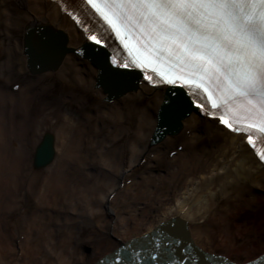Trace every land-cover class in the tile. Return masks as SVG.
I'll return each instance as SVG.
<instances>
[{
    "label": "bare ground",
    "instance_id": "1",
    "mask_svg": "<svg viewBox=\"0 0 264 264\" xmlns=\"http://www.w3.org/2000/svg\"><path fill=\"white\" fill-rule=\"evenodd\" d=\"M79 3L80 0H65L62 6L61 0H0V5L6 7L7 4L6 16L2 20L6 33L13 34L19 26L23 40L21 47L25 50L26 45L29 49L25 50L29 53L27 55L25 51L19 54L14 45L8 47L0 71H15L25 76L28 73L32 77L50 74L40 91L50 88L53 94L56 91L61 93L58 99L50 101L48 114L38 118L33 137L29 136V132L34 118L28 114L18 122L12 118L10 131L0 126V210L16 211L20 193L35 205L30 215L17 216L10 221L9 233L3 228L7 217L0 214V264H71L77 255L72 249L78 243L74 239L79 237L77 232L70 230L71 223L83 224L84 229L95 224L91 235L98 234L99 241L107 249L94 260L86 253L76 259H79V264H102L129 237L139 236L159 221L174 215L187 221L185 238L187 242L193 241L198 250H203L202 253H214L232 261V264H253L254 260H264V236L259 234L264 227V212L262 207L256 211L264 201V166L244 142L234 139L215 121L206 120L194 111L173 125L178 130L175 135H156L158 138L150 145L153 131L158 128L164 87L150 88L145 83H135L131 87L132 84L121 79L119 74L114 75L105 69L99 58L96 59L97 67L74 53L85 42L84 32L64 9L76 8ZM3 49L0 42V54ZM35 54L43 55L35 57ZM56 71L59 72L55 74ZM107 75L111 82L108 84L106 81L105 84L104 81L102 85L110 87L112 92L96 87ZM7 81L10 83L11 77ZM16 84H11L12 92ZM24 89L22 87L18 92L23 93ZM66 89H71L73 93L62 95ZM117 91L121 93L117 95ZM2 95L4 93L0 90V97ZM9 95L12 98L15 96L13 93ZM68 97L71 99L68 100ZM89 99L98 102L89 108L85 106V113L74 109L77 105L83 107ZM62 104L66 105L65 108ZM91 123L95 125L94 130ZM53 128L55 135L50 131ZM112 133L118 134L107 140ZM121 134L123 142L128 136L132 138L133 142L128 144L127 149L119 143ZM45 135L52 137L53 158L50 163L56 157L55 143L59 135L62 138L61 152L64 148H73L72 161L83 167L81 182L90 180V184L84 186L87 192L84 207L77 197V189L82 190V183L72 182L70 174L59 165L62 153L53 164L39 167L42 169L40 173L31 171L35 149ZM178 136L181 137L180 150L169 161L176 163L171 170L165 174L149 173L143 179L134 181L130 187L125 185V176L129 172L153 167L160 151H155L152 160L149 156L151 151L161 144L166 149ZM199 140H206L209 144L198 151L186 153ZM124 156L127 164L123 162ZM144 158L142 165L141 159ZM219 169L224 171L219 172ZM214 171L217 174L210 175ZM140 182L148 187L147 191L146 188H138ZM171 186L174 189L169 193L158 195L161 188ZM129 189L134 191L135 198L145 195L150 203L145 208H136L131 215L120 217L112 205L118 192ZM172 192L173 195L170 194ZM182 197L190 205L187 211L173 207ZM48 205L63 207L73 216L58 220L57 228L50 229L47 221L51 222L53 218L49 216L48 220L38 210ZM247 211L257 212L262 217L253 222L247 218L238 220ZM96 217L100 218V224L95 221ZM105 227L107 232L103 231ZM251 230L256 232L253 237ZM55 233H59L61 238L55 240ZM244 236L246 249L242 245L233 247L236 239ZM68 239L71 240V249L64 245ZM204 244L223 246L224 252L207 249ZM235 250L251 253V256L237 262L230 255Z\"/></svg>",
    "mask_w": 264,
    "mask_h": 264
},
{
    "label": "snow or ice",
    "instance_id": "2",
    "mask_svg": "<svg viewBox=\"0 0 264 264\" xmlns=\"http://www.w3.org/2000/svg\"><path fill=\"white\" fill-rule=\"evenodd\" d=\"M64 10L99 46L111 48L114 33L122 48L107 59L115 70L139 69L151 85L183 91L167 100L172 114L187 100L264 161V0H82ZM189 206L184 197L173 205ZM186 228L167 217L129 237L105 264H199L198 246L179 235ZM214 257L205 253V264Z\"/></svg>",
    "mask_w": 264,
    "mask_h": 264
},
{
    "label": "rangeland",
    "instance_id": "3",
    "mask_svg": "<svg viewBox=\"0 0 264 264\" xmlns=\"http://www.w3.org/2000/svg\"><path fill=\"white\" fill-rule=\"evenodd\" d=\"M2 5V4H1ZM0 5V42L2 43V45L4 46L3 51L0 54V65L3 61V59L7 56V49L8 47L14 45L16 46V51H19V54L22 53V30H20V27L18 26L15 30H13V34L8 35L6 33V25L2 23L3 18H5L6 16V9H7V4L6 7L4 5L1 6ZM21 29H23V26L21 27ZM17 44H18V48H17ZM15 54V53H14ZM17 54V53H16ZM86 62V61H85ZM20 64H18V67H20ZM1 67V66H0ZM2 68V67H1ZM0 68V69H1ZM26 73L27 71L24 70ZM59 71L54 72L55 74L58 73ZM50 74H47L45 77L42 76H29L28 73L25 75H20L17 72L13 71H0V90L3 91L4 96L2 95V97H0V126H3L6 128V130L11 129V123L10 120H12V118L15 121H19L21 118L25 117V114H28L30 116V118H34V121L31 122V126H30V132H29V136L33 137L36 134V122L38 120V118L40 116H44L45 114H48L49 109L50 108V101L53 99H58L57 97H59V95H61V93L59 91H56V97L54 96L55 94L52 93V90L50 88L45 89L44 91H40V89H42V85L44 83H46V81L48 80V76ZM11 77V82L8 83V81L6 82L7 78ZM31 80V81H29ZM29 81V82H28ZM13 83H17L20 85L19 89L15 90V91H11V84ZM57 83V81L55 82V84ZM58 86V85H57ZM23 87H25L23 93H19L18 91ZM45 87V86H44ZM92 89L94 90L93 86ZM15 94V96L12 98L9 94ZM73 93L71 91V89H66V91H64L62 93V95H69ZM62 97V96H61ZM68 100H70L71 98H67ZM98 101H96L95 99H89L85 105L82 107V105H77L76 107H74L75 110H77L80 113H85L83 112L85 109L84 107L87 106L89 108V106L91 104H95ZM66 105L62 104V108H65ZM27 117V116H26ZM25 117V118H26ZM134 118L131 117V119ZM54 120V119H53ZM130 121V120H129ZM128 122V121H127ZM107 123V122H106ZM129 124V122H128ZM93 130L95 129V125L93 123H91ZM108 125V124H107ZM132 125V124H131ZM47 126V130H49V126ZM109 129V128H108ZM110 130V129H109ZM51 132L54 133L55 135V129L53 128L50 129ZM111 133V130H110ZM118 133H112L111 136L110 134L108 135V139H111L114 135H116ZM123 134H121L119 137V143L121 145H123L122 147H124V149L128 147V144L132 143L133 141L131 140L132 138L127 137V142H125L126 140L122 139ZM122 140V141H121ZM61 143H62V138L61 135H59L56 138V145L55 147L57 148L56 151V157L54 159V161L60 156L61 154V159L59 161V165L60 167L65 170V172L69 173L71 176V180L72 182H81V175L80 172L82 170V166H80L79 164H76L74 161H72V159L74 158L73 156V148H64V150L61 152L60 151V147H61ZM208 141L206 140H199L198 142H196V144L191 145L188 148V152L186 153H190L193 150H200L202 148H204L206 145H208ZM181 145V137L178 136V138L171 143L166 149L164 148V146L161 144L160 147L155 148V150L151 151V153H149L150 159L152 160L153 157L155 156L156 152L155 151H160V157L155 161V163H153V167L146 168V167H142V168H137L135 170H133L132 172H129V174H127L125 176V185L127 186H131L134 181H136L137 179H143L147 174L151 173H160V174H165L167 172V170H171V167H174L176 165V163H170V159L172 158V156L174 154H170V153H174L176 151H179V147ZM36 147V146H35ZM126 155V154H125ZM54 161L51 163L53 164ZM74 162V163H73ZM123 162L125 164H127L126 162V157L124 156L123 158ZM145 162V158L142 159V165H144ZM60 168V169H61ZM30 169L33 172L36 173H40L42 171V169H36L33 167L32 163H30ZM44 169V168H43ZM96 171H99V169H96ZM95 171V172H96ZM97 173V172H96ZM90 181V180H88ZM87 180L83 182L82 180V185H81V189L79 190V188L77 189V197H78V201L79 204L81 205V203L86 205L87 204V192L86 190H84V186H87L88 184H90V182H88ZM178 186V184H177ZM146 188L145 191L148 190V187L143 184L142 182H140L138 184V188ZM172 189H174V186H171L169 188H161L158 192V195H164L165 193H169ZM76 192V193H77ZM174 192V190H173ZM170 193L171 195H173L174 193ZM134 191L132 192L130 189L127 190L126 192H118L117 195L115 196L114 202H113V208L114 210L119 213L120 217L123 216H127V215H131L133 214V210H135L136 208L138 209L139 207H147V205H149V201H146L145 195H141L139 198H135L134 196ZM22 194L20 193L19 196H17V199L20 200L17 203V210L14 212H3V210H0V214H4L7 217V222L6 225L3 224V228L6 229V232L9 233V228H11V223L10 221L12 219H15L18 217H24L25 215H30L31 212L33 210H35V205L34 203H30L28 198H23L21 196ZM21 196V197H20ZM23 199V200H22ZM97 200V199H96ZM126 202V203H125ZM131 202V204H130ZM61 203L63 204V202L61 201ZM69 204V203H68ZM66 204V206L68 205ZM100 204V202L98 201V205ZM223 204V203H222ZM146 205V206H145ZM262 207V211L264 212V201L261 203L260 207L256 208L257 210H260V208ZM141 209V208H140ZM40 211H42L44 213L45 216L48 217L49 220V216L53 218V221L50 222L47 221V226L50 229H56V223H59L58 220H63L65 219L66 216H73L71 213H69L68 210H64L63 207H56L53 205H48L46 206V208L43 209H38ZM42 213V214H43ZM261 214L254 212L251 213L250 211H247L245 214H241L240 218L238 220H246V218L253 222L256 219H260ZM44 221V219H43ZM97 223H99L101 220L100 218L96 217L95 220ZM100 224V223H99ZM83 224H78V223H71L69 225L70 230L75 233L77 232V235L79 237H77L75 240H77V244H75L73 246V250L77 253V255L75 256V259L73 261H71V264H79V259H76V257H81L82 253H86L89 256H92L94 260V257L99 256V254H103L105 252V250L107 249L106 246H103L101 244V241H99V235L97 236L95 233L94 235H91V231L92 229H95V224L92 225L89 229H84ZM83 228V229H82ZM100 228L102 229V226L100 225ZM4 229V230H5ZM108 228H103L104 232H107ZM103 233V232H101ZM251 237H253L256 232L254 230H251L250 232ZM264 236V227L262 228V230H260V233ZM54 239L58 240L59 238H61V235L59 233H55L54 234ZM245 236L241 239H236V243L233 245L236 246L237 248L239 247V245L245 246L246 249V244H245V240H244ZM64 245L66 248L71 249V240L68 239V241L64 242ZM204 246L207 249H211V250H215L218 249V251L220 253L224 252V248L223 246H219L217 244H204ZM100 247V248H99ZM97 248H99V250H97ZM251 253H244V251H233L230 253V255L232 256V258L237 261V262H241V261H245L250 255ZM253 255V254H252ZM9 257L10 254H9Z\"/></svg>",
    "mask_w": 264,
    "mask_h": 264
},
{
    "label": "water",
    "instance_id": "4",
    "mask_svg": "<svg viewBox=\"0 0 264 264\" xmlns=\"http://www.w3.org/2000/svg\"><path fill=\"white\" fill-rule=\"evenodd\" d=\"M28 49V46L25 45V50ZM24 50V51H25ZM29 50V49H28ZM28 52L25 51V54ZM29 54V53H28ZM27 54V55H28ZM39 54L36 56L38 57ZM43 54H40L39 57H41ZM31 61L29 62L30 65ZM133 87L134 83L130 82ZM107 91H111L110 87H107ZM121 91H117V95L120 94ZM172 96H175V93L171 90H166L165 91V98L163 100V104L160 107L159 110V116H158V128H156L152 134V141L150 142V145L153 144V140L158 138L159 134L161 136H164L165 134H175L177 133V127L173 126L176 122L179 123L180 119L187 115L190 112V109L187 108L184 104L183 110L181 112L172 114L170 111V107L167 105V100L171 99ZM168 116V118H167ZM166 118L169 119L166 122ZM164 131V132H162ZM158 135V136H156ZM52 137L45 135L43 137L42 142L36 147L35 153H34V160H33V165L35 168H39L41 166H44L45 164L49 163L52 158H53V149H52ZM185 243H187V239L185 238L184 232L179 234ZM123 245V244H122ZM120 245V247L122 246ZM197 254L200 256L199 264H205V258H204V253L202 251L198 250ZM111 259V260H110ZM105 260L112 261L113 257L110 258H105ZM209 264H228V261L225 258L215 256L214 258H209ZM264 264V263H263Z\"/></svg>",
    "mask_w": 264,
    "mask_h": 264
}]
</instances>
